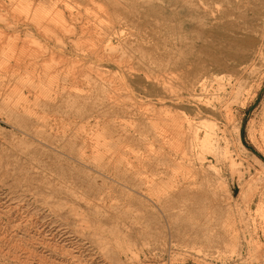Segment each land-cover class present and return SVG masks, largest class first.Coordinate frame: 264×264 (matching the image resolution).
<instances>
[{
	"label": "rangeland",
	"instance_id": "374dc122",
	"mask_svg": "<svg viewBox=\"0 0 264 264\" xmlns=\"http://www.w3.org/2000/svg\"><path fill=\"white\" fill-rule=\"evenodd\" d=\"M35 2L0 0L4 15H0V264H264L262 3L247 0L239 8L246 15L241 28L250 40L252 59L247 63L243 85L232 99V115L225 119L206 113L198 120L201 126L219 133L231 153L225 151L223 142L221 149L205 151L211 163L202 170L194 161L184 162L190 157L182 153V147L179 155H184L182 163L189 167L178 168L177 162L168 161L177 143L166 144L161 150L158 142L152 144L151 132L142 134L144 117L156 119L157 131L171 114L186 120L198 118L185 109L138 95L129 87L124 74L128 70L142 75L136 67L147 63L153 46L149 40L153 38L140 42L143 53L133 49L130 59L123 62L116 53L114 59L87 63L80 50L82 54L77 56L60 51L51 34L45 32L47 40L42 43L24 35V27L15 21L26 16L33 18L34 24L39 19ZM81 3L59 0L64 16L72 10L78 19L69 18L67 29L73 31L53 27L66 41L74 39L76 49L91 44L84 38L83 23L97 22L93 23L97 29L111 25L113 30L120 29L115 28L117 23L107 14L105 0L86 6ZM126 30L128 38L129 31L136 32L133 28ZM37 32L45 36L40 30ZM131 38L137 40L136 36ZM227 44L237 46L234 42ZM35 63L36 72L46 65L51 70L60 68L65 77L56 81L50 76L35 82ZM150 68L163 76L159 66L151 63ZM69 71L79 79L82 75L102 73L111 82L112 90L107 95L121 109L113 111L104 100L99 117H90L83 123L68 121L70 115L65 112L67 108L61 107V97L69 92L85 97L88 91L84 80L66 76ZM34 82L39 86L37 90L31 86ZM218 83L206 93L202 105L219 103L230 80L223 77ZM50 97L57 101L44 104ZM17 104L18 111L26 107L32 111L35 129L45 131L49 140L23 131L12 120L8 108ZM112 125L120 129L122 138L125 134L133 136L106 152L107 140L111 139L106 129ZM76 133L87 143L81 153L68 149L71 142L65 139ZM91 134L98 136L94 142L97 151L114 160L95 164ZM58 157L60 164L68 162L85 168L106 186L90 188L75 172H55L50 167ZM138 158L148 161L139 174L122 169L136 166ZM61 186H69L75 196L60 192ZM95 226L98 234L93 232ZM129 244L132 245L127 247ZM113 248L117 252L110 254Z\"/></svg>",
	"mask_w": 264,
	"mask_h": 264
},
{
	"label": "bare ground",
	"instance_id": "6f19581e",
	"mask_svg": "<svg viewBox=\"0 0 264 264\" xmlns=\"http://www.w3.org/2000/svg\"><path fill=\"white\" fill-rule=\"evenodd\" d=\"M81 1V4L86 6L87 4L104 0ZM105 1L108 4L107 14L117 23L115 28L120 29L117 31L113 30L112 25L97 29L93 26V23L97 22L90 21L91 24L83 23L82 32L86 34L84 38H88L91 43L86 48L76 49L73 46L74 39L66 41L63 35L57 34L56 30L53 29V27H56L60 30L71 31L72 29H67L69 28L67 25L70 22L69 18L75 17L78 19V14L72 10L69 11L68 16L66 14L64 16L58 5L59 0H36L35 6L38 9L39 19L34 20L35 23L33 24L31 22L33 18L24 16L18 18L15 24L23 26L24 35L33 39L32 41L34 42L42 43L44 40H47L45 32L49 35L51 34L55 45L60 48V51L74 52L76 56L82 54L80 52L82 51L83 59L87 63L114 59V54L116 53L119 54V61L123 62L130 59L129 52L133 49L143 53L144 49L140 42L144 39L153 38L149 40L153 46L150 50V57L147 58V63L139 66L140 68L136 67V69L142 70V75L128 70L124 74L125 78L127 77L128 79L129 87L137 91L138 95L149 96L156 99L157 102L160 100L161 105H173L177 108L185 109L190 114L198 116V118H196L197 120H186L178 116V114H171L164 121L165 126L160 131H157L155 129L156 119L144 117L141 122V125L145 128L141 129L142 134L151 132L152 144L158 142L161 150H165L166 144L177 143L175 152L168 156V161L177 162L176 166L178 168L189 167L184 166L185 164L182 163L185 155L186 157H190L189 160L186 159L184 161L185 163L187 161L190 163L194 161L200 169L205 170L207 164L211 163V159L205 151L221 149V142L226 144L224 147L225 151L231 153L228 143L222 141L219 133H216L214 129L201 126L202 123L198 122V120L203 118V115L206 113H209L213 117L225 119H228L232 115V99L240 91L243 85L244 74L248 69L247 63L252 59V51L249 49L250 40L241 28V20L246 15L239 10L242 3L247 0ZM259 2L264 6V0H259ZM32 7V4L29 5L28 11H31ZM67 7L69 8V6ZM0 15L4 17L2 12H0ZM99 20L103 24L102 17ZM121 28L125 30H121ZM127 28L136 30V32L129 31V38L124 34ZM38 30L45 36L39 35ZM121 33L124 34V38L121 37ZM114 34L117 36H114ZM130 36H136L137 40L133 41ZM231 42L236 43L237 46H228L229 44L227 43ZM13 45H17V43ZM225 48L227 49L225 50ZM76 50H80V53ZM151 63L160 67L161 71H163L162 77L158 75V70L150 68ZM33 71L35 72V76L33 77V79H36L34 80L35 82L46 80L50 76L56 79V81L65 77L60 68L51 70L46 65H43L41 70L36 72V63L33 66ZM71 73L66 74V76L72 75L74 80H84L88 91H86L85 97H82L78 93L73 94L72 92L63 94L60 102L61 107L67 108L65 112L70 115L68 121L83 123L85 120L90 119V117H99L100 105L104 100L107 101L106 105H112L113 111L121 109V106L107 95L112 90L111 82L102 73H97L93 76L82 75L81 79L74 72ZM223 77H228L230 84L224 88L219 103H208L207 106L202 105L206 93L219 84L218 82ZM35 82L31 86L37 90L39 86ZM87 99H90V101H87ZM52 101H57V99L50 97L44 104H54ZM18 109L17 104L15 107H9L8 112H10L9 116L12 120L23 131L43 136L46 140L50 139L45 131L35 129L36 123L32 117V111L28 107L22 111H18ZM106 130L108 136L111 138L107 140L106 152L117 149L119 147L118 144H121L124 138L127 139L133 136L132 134H125L124 138H122L120 129L113 125L109 126ZM97 137H92V134L89 136L93 140L90 141L92 148L96 150L93 160L96 162L95 164L104 165L109 163L108 159L114 160V157L107 154L105 157L100 151H97L98 147L94 145ZM136 138V140H140V137ZM65 139L71 142L68 149L72 151L78 150L80 153L82 152V147L87 144L85 138L81 137L79 133L71 137L66 136ZM180 147H182L183 156L179 155ZM191 155H193V158H191ZM155 158V156L152 157V159ZM32 159L37 160L41 164L43 162L37 157H32ZM83 160L86 161L85 159ZM137 160L139 163L136 166H131L130 168L128 165H122V169L139 174L142 170L141 167L147 166L148 161L139 158ZM59 161L58 157L57 162H53L50 167L55 172L66 175L75 172L79 177H83L82 180L90 188L106 186L104 181L100 183L85 168L68 162L62 165ZM112 167L117 169L115 163ZM60 192L72 197L75 196L69 186H61ZM122 193L129 196L124 190H122ZM71 212L78 214L75 210ZM97 231L99 229L95 226L93 232L98 234L96 233ZM131 245L129 244L127 247ZM116 252L114 248L110 250V254Z\"/></svg>",
	"mask_w": 264,
	"mask_h": 264
}]
</instances>
